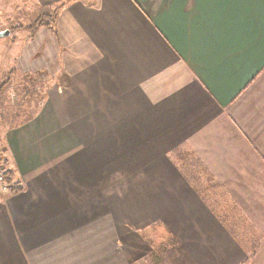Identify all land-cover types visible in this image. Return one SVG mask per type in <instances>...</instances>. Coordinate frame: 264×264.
Here are the masks:
<instances>
[{
  "label": "crops",
  "instance_id": "0c3cea01",
  "mask_svg": "<svg viewBox=\"0 0 264 264\" xmlns=\"http://www.w3.org/2000/svg\"><path fill=\"white\" fill-rule=\"evenodd\" d=\"M34 1L0 24V264H131L154 226L264 264V0Z\"/></svg>",
  "mask_w": 264,
  "mask_h": 264
},
{
  "label": "rangeland",
  "instance_id": "374dc122",
  "mask_svg": "<svg viewBox=\"0 0 264 264\" xmlns=\"http://www.w3.org/2000/svg\"><path fill=\"white\" fill-rule=\"evenodd\" d=\"M22 3L23 0H6L5 2L0 0V24L8 22L9 26L6 24L5 27L13 25L18 26L16 30L26 28L31 31V28L39 21H43L40 14L41 8L38 7L34 0H26V3ZM52 19V17H47L46 22ZM15 36V34H12L11 36L0 38V45L8 46L11 41L15 40ZM121 245L131 264L177 263L174 256V254H177L175 242L166 235L164 229L157 226L134 232L130 237L122 239Z\"/></svg>",
  "mask_w": 264,
  "mask_h": 264
},
{
  "label": "built area",
  "instance_id": "2783aa9c",
  "mask_svg": "<svg viewBox=\"0 0 264 264\" xmlns=\"http://www.w3.org/2000/svg\"><path fill=\"white\" fill-rule=\"evenodd\" d=\"M11 188V184L7 178V171L3 166L0 158V195H5Z\"/></svg>",
  "mask_w": 264,
  "mask_h": 264
},
{
  "label": "water",
  "instance_id": "95a60500",
  "mask_svg": "<svg viewBox=\"0 0 264 264\" xmlns=\"http://www.w3.org/2000/svg\"><path fill=\"white\" fill-rule=\"evenodd\" d=\"M8 35V32H1L0 33V37H4V36H7Z\"/></svg>",
  "mask_w": 264,
  "mask_h": 264
}]
</instances>
